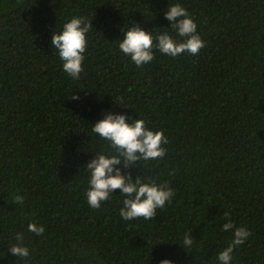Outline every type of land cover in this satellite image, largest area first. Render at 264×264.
I'll use <instances>...</instances> for the list:
<instances>
[{"label":"trees","instance_id":"obj_1","mask_svg":"<svg viewBox=\"0 0 264 264\" xmlns=\"http://www.w3.org/2000/svg\"><path fill=\"white\" fill-rule=\"evenodd\" d=\"M169 2L186 8L205 46L175 58L154 49L137 67L116 39L128 26L168 28L167 0H0V264H207L231 239L225 211L251 233L232 264H264V0ZM73 16L92 28L76 80L50 44ZM109 110L167 138L163 158L127 170L174 191L151 220L123 221L118 189L99 208L86 202L84 167L113 153L90 131ZM190 230L199 252L176 244ZM17 233L27 261L8 250Z\"/></svg>","mask_w":264,"mask_h":264},{"label":"clouds","instance_id":"obj_2","mask_svg":"<svg viewBox=\"0 0 264 264\" xmlns=\"http://www.w3.org/2000/svg\"><path fill=\"white\" fill-rule=\"evenodd\" d=\"M163 18L169 22V27L158 33L145 31L139 26H128L121 30L122 37L116 39L118 51L137 67L150 64L154 60V49L169 58L181 54L197 55L205 46L197 32V25L186 8L179 2L167 0ZM92 29L90 20L83 16H73L67 19L57 31L51 34V49L55 50L61 62L64 73L73 80L79 78L83 71V62L88 47V33ZM168 29L174 32L170 34ZM74 99L75 96H72ZM92 134L109 143L113 153H94L93 158L86 164L88 188L85 192L87 204L99 208L108 201L114 190H119L121 207L119 216L123 221L153 219L157 210H163L171 203L174 191L166 184H157L151 180H142L140 176L133 178L127 171L134 168L140 161L156 160L165 156L163 145L167 143L163 131H153L146 126L141 118L133 119L131 115L114 113L109 110L103 118L91 125ZM120 165L125 169L122 174ZM15 202L23 203V197L16 195ZM223 223L220 231L229 233L231 239L225 247L215 251L207 264H232L234 250L248 240L251 233L246 227L236 226L231 220L230 213H223ZM27 231L41 235L45 229L34 222L27 224ZM190 231L182 234L178 244L185 252L197 251V243L190 237ZM16 243L8 250L21 260L30 258L29 247L23 244V235H15ZM157 264H175L167 257L161 258ZM202 264V262H201Z\"/></svg>","mask_w":264,"mask_h":264}]
</instances>
